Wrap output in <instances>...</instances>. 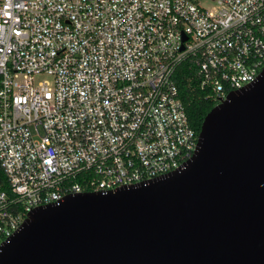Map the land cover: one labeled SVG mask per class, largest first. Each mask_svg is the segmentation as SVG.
I'll return each instance as SVG.
<instances>
[{
  "label": "built area",
  "instance_id": "obj_1",
  "mask_svg": "<svg viewBox=\"0 0 264 264\" xmlns=\"http://www.w3.org/2000/svg\"><path fill=\"white\" fill-rule=\"evenodd\" d=\"M0 0V247L40 206L181 169L175 74L218 104L264 68V0Z\"/></svg>",
  "mask_w": 264,
  "mask_h": 264
},
{
  "label": "water",
  "instance_id": "obj_2",
  "mask_svg": "<svg viewBox=\"0 0 264 264\" xmlns=\"http://www.w3.org/2000/svg\"><path fill=\"white\" fill-rule=\"evenodd\" d=\"M0 264H264V68L206 114L184 167L37 207Z\"/></svg>",
  "mask_w": 264,
  "mask_h": 264
},
{
  "label": "trees",
  "instance_id": "obj_3",
  "mask_svg": "<svg viewBox=\"0 0 264 264\" xmlns=\"http://www.w3.org/2000/svg\"><path fill=\"white\" fill-rule=\"evenodd\" d=\"M175 80L191 124L200 131L203 120L215 105V101L209 95L208 90L201 86L199 78H196L195 69L190 66V61L179 66Z\"/></svg>",
  "mask_w": 264,
  "mask_h": 264
},
{
  "label": "rangeland",
  "instance_id": "obj_4",
  "mask_svg": "<svg viewBox=\"0 0 264 264\" xmlns=\"http://www.w3.org/2000/svg\"><path fill=\"white\" fill-rule=\"evenodd\" d=\"M202 3H203L204 5H206V6L211 7L212 4H213V1H212V0H202Z\"/></svg>",
  "mask_w": 264,
  "mask_h": 264
}]
</instances>
